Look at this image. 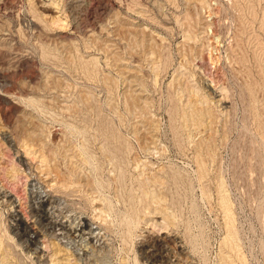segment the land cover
I'll return each mask as SVG.
<instances>
[{"label": "rangeland", "instance_id": "1", "mask_svg": "<svg viewBox=\"0 0 264 264\" xmlns=\"http://www.w3.org/2000/svg\"><path fill=\"white\" fill-rule=\"evenodd\" d=\"M0 264H264V0H0Z\"/></svg>", "mask_w": 264, "mask_h": 264}, {"label": "bare ground", "instance_id": "2", "mask_svg": "<svg viewBox=\"0 0 264 264\" xmlns=\"http://www.w3.org/2000/svg\"><path fill=\"white\" fill-rule=\"evenodd\" d=\"M198 29V28H197ZM29 102H30V100H28ZM25 121H26V125H27V127L25 128V130L23 131V137H24V142H23V151H25L26 152V154H30V153H32L31 151H30V148L31 147H29L28 146V141H29V139H30V136H31V132H30V127H29V125H30V118H29V116H26V119H25ZM11 128V127H10ZM3 129H5V128H3ZM10 130H12V129H10ZM14 132H15V130H14ZM16 133V132H15ZM3 135V134H2ZM12 135V134H11ZM16 137V136H15ZM19 138V137H18ZM16 143H17V141H16ZM21 148V147H20ZM59 181V180H58ZM31 191H33V192H37V186H36V184H34L33 186H32V190ZM81 226V225H80ZM76 230V229H75ZM77 231V230H76ZM87 236V235H86ZM94 239V238H93Z\"/></svg>", "mask_w": 264, "mask_h": 264}, {"label": "built area", "instance_id": "3", "mask_svg": "<svg viewBox=\"0 0 264 264\" xmlns=\"http://www.w3.org/2000/svg\"><path fill=\"white\" fill-rule=\"evenodd\" d=\"M39 180V179H38ZM94 226H96V225H94ZM100 229H97V231H99ZM101 232H102V230H101ZM75 235V234H74ZM76 236H78V235H76ZM71 237V238H70ZM73 238V236H68V237H64V240H65V242L67 243V239H72ZM83 239H82V242L81 243H84L85 241H86V239L84 238V237H82Z\"/></svg>", "mask_w": 264, "mask_h": 264}]
</instances>
